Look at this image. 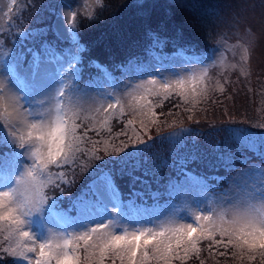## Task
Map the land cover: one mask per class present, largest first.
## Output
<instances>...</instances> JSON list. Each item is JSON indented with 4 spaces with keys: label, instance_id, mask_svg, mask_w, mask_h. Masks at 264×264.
Returning <instances> with one entry per match:
<instances>
[{
    "label": "snow or ice",
    "instance_id": "6c2138e0",
    "mask_svg": "<svg viewBox=\"0 0 264 264\" xmlns=\"http://www.w3.org/2000/svg\"><path fill=\"white\" fill-rule=\"evenodd\" d=\"M17 2L9 0L6 15L12 16ZM79 5L80 0H77L76 7ZM95 6L102 10L104 0H95ZM136 6L138 15H151L145 0H136ZM26 7L37 13L45 7L55 16L56 22L20 32L16 44L22 42V38L46 37L51 31L70 46L58 50L55 42L44 39L39 50L27 49L31 55L27 67L24 66L25 53L17 54L15 44L10 47L11 56L8 52L0 53V65L5 66L8 77L0 76V235L7 242V246L0 242V261L12 259L24 264H106L110 261L116 264L118 260L119 264H174V261L185 264L193 256L199 257L202 241H211L209 249L213 245L225 249L231 246L248 260L259 255L260 264H264V168L234 185V191L217 195L209 180L221 178L197 175L188 166L207 161L209 167H230L236 159L231 150L221 153L217 147L215 160H212L198 151L181 154L174 149L171 162L162 159L159 163L153 161L151 169L147 167L146 153L153 139L147 135L148 128L156 124L153 102L148 97H162L163 101H168L175 93L184 105L192 108L198 100L207 102L210 89L200 88L199 83L215 67V53L200 52L189 43L173 39L174 51L168 54L164 51L168 39L149 28L146 35L151 43L146 53L150 61L161 67L166 61L198 67H193L190 76L163 82L143 80L144 76L153 75L145 67L140 72L142 82L134 89L140 99L128 107L140 116L147 139L133 131L134 138L129 137L114 146V141L110 143L107 138L94 140L89 136L90 131L96 132L94 120L111 132L109 121L123 115L124 105L116 94L115 84H110L114 80L113 73L105 65L89 61V67L96 68L101 75L84 82L80 80L81 54L87 49L79 42L78 11L71 10L72 6L64 0L58 5H42L31 0ZM64 8L69 11L58 10ZM95 18L96 13L90 10L86 19ZM180 36L177 33V37ZM254 41V34H245L246 47L238 65L232 66L238 68L241 75L248 74L249 53L254 49ZM5 56H9L7 61L3 59ZM65 61L71 69L67 77ZM121 67L124 65H114V68ZM164 70L167 72L168 68ZM155 71L158 73L159 69ZM101 82L109 84L112 91L102 88ZM191 82L195 85L189 90ZM216 87L224 92L219 83ZM132 124L133 120H128L125 128ZM255 126L264 128V122ZM225 131L238 145L237 153L241 154L242 163L246 162L242 156L244 150L264 157V132H253L247 127H230ZM126 134L122 131L117 136ZM184 147L178 143L179 149ZM81 156L87 159L82 160ZM164 167L176 169L183 179L174 180L169 176L167 183L161 185L160 171ZM85 173L90 177L86 188L78 197H70L68 206L62 208L55 192L63 196L64 186H73L76 176ZM118 176L129 177L133 188L137 183L147 188L153 201H159L163 195L178 196L182 191L187 198L194 188L214 206L211 214L193 212L194 223L181 222L175 207H170L162 218L164 214L157 207H141L134 200L126 205L115 183ZM146 177L157 184L156 191H152ZM132 196L143 198V192L134 190ZM192 204L199 207L195 199ZM109 207L119 211L113 215ZM106 219L108 223H104ZM51 222L58 225L59 230L47 228L46 224ZM199 264L204 261L200 260Z\"/></svg>",
    "mask_w": 264,
    "mask_h": 264
},
{
    "label": "rangeland",
    "instance_id": "374dc122",
    "mask_svg": "<svg viewBox=\"0 0 264 264\" xmlns=\"http://www.w3.org/2000/svg\"><path fill=\"white\" fill-rule=\"evenodd\" d=\"M37 4L42 5H58L60 0H36ZM9 0H0V41H3V44L0 45V53L2 52H8L9 56L12 55V52L10 51L9 43L15 44V52L19 54L20 52L25 53V61L24 66L27 67V63L31 60V55H27L26 49L29 48V44L34 47L37 44H40L43 41V38H22V42L16 44V37L17 35L26 30V27H30L27 24L33 23L34 26L37 28L39 24H41L39 27H44L46 25H50L56 22L55 16H53L50 12L47 11L45 7H41L39 9V12L35 11H29L26 7V4L31 3V0H18L17 4L13 7V13L12 16L6 15L8 12V5ZM77 0H69V3H66L67 5H71V10L78 11L79 13V20H88L86 19V16L88 12L96 11L98 8L95 6V0H80V5L77 8L76 7ZM59 11L63 13H67L69 9H58ZM215 10H218V20L219 23L217 25L212 26L213 34L209 36L207 39L206 47L207 49H212L210 52L215 53L213 56V63L215 67L211 70L209 75L206 79H203L199 83L200 88H208L209 91V99L211 98V95H216L215 98H231L236 99L239 98L237 96L238 91H240L242 88L250 87L251 85L258 89L256 91L251 90L248 92L250 95L251 100L254 98H263L262 101H264V69L261 70L259 74L255 71L253 72L252 67H255L257 70V63L260 62L258 60L262 59V55L260 54V51L263 50V48H259L257 44L260 42V44H264V0H220L216 6ZM46 15V16H45ZM14 17V19H13ZM45 17V18H44ZM49 23V24H48ZM63 25H66V21L62 22ZM82 23H79V29H78V35H79V42L83 44L86 47V43H84L81 40V33L80 30ZM38 27V28H39ZM32 28V27H31ZM246 33H252L255 36L254 41V49L249 53V65L247 67L248 74L241 75L238 68H233V65H238V62L240 61V56L243 52V48L246 47V44L244 42V37ZM47 36L50 39H54L57 42L61 41L66 43L68 46L69 43L66 40H61L57 38L51 31L47 34ZM242 39L243 42L240 40ZM26 48V49H25ZM88 49V48H86ZM9 56H5L3 59L7 61L9 59ZM102 57V55H101ZM99 60H106L104 57L97 58ZM65 76H68V72L71 71L67 67V61H65ZM106 66V65H105ZM147 67L151 72H153V75L144 76L143 80H151L156 79L158 81H166L169 79H176L179 76H190L192 74L193 67L198 66H188L185 65L182 62H174V63H167L164 65V67H161L159 64H156L155 62H144V61H135L131 67L128 68V71L126 74H123V71H120V73H117V80L121 81L120 83H116V81L112 84H115L116 88V94L119 95L122 98V104L124 105V112L123 115H121L119 118H113L109 121V127L111 129H114L115 136L113 138L114 140V146H119L121 141H127L129 137H133V128L131 125H129L127 128H125V125H127L126 119L129 120V117L132 116L136 123L139 125V128H141V118L138 114H134L132 108L128 107V105H132L135 103L136 100H139L140 97L136 94L134 91L135 85L142 82L140 78V72L143 71V69ZM165 68H168V71L165 72ZM3 69H6L4 65H0V76H5V78H8L6 76V72L3 71ZM84 67L82 66V70ZM159 69V72L157 73L155 70ZM135 74V75H133ZM122 76V77H121ZM88 79L91 78H81V82L88 81ZM220 84L224 87V92L221 93L217 89V84ZM101 87L106 89L107 91H112L111 87H106L103 82H101ZM195 82H191L188 84L189 90H192L194 88ZM132 95H129V94ZM246 98V97H244ZM178 99V100H177ZM149 101L153 102V111L157 114L160 112V108L163 107L164 104H171L174 101L182 102L181 99L173 93L171 98L168 101H163L162 97H148ZM200 102L204 100H198ZM250 101V100H249ZM261 101V105L264 108V103ZM229 107L233 106V102H227ZM255 103H252L251 106H254ZM241 105V104H240ZM233 106L231 108V112L234 114H238L239 110H241V117H245L244 113H247V110H245L244 106ZM182 106V105H181ZM186 106V105H184ZM186 109V108H185ZM234 109H237L234 110ZM257 111H250V113L253 114ZM95 116V114H92ZM200 114H196L194 116H199ZM156 121L160 119H166V116L155 118ZM189 119H186L187 121ZM240 124L243 123L245 119H239ZM183 121V122H185ZM177 123H179L177 121ZM93 124L95 125V129L98 132H101L100 135L94 134L93 131L89 132V136L92 137V139H103L107 138L110 141V138L105 134V131H107V128H102L100 123H97L95 120L93 121ZM133 125V124H132ZM87 127H91V125H86ZM171 126V124L169 125ZM142 129V128H141ZM177 131H179L177 134H175L172 137H169L167 140H165L163 143V146L170 147V153L172 154L173 150L176 149L175 145L178 143L184 144L187 148L186 152H190V147L194 146L196 148V144H192L191 138H189L188 145L185 143H182L179 139H181L182 134H185L186 132H196V129L193 130L192 128L187 127H181L177 128ZM199 130V129H198ZM197 130V131H198ZM122 131H125L126 135H119L117 136V133H120ZM143 131V129H142ZM81 130L78 129V134H80ZM144 132V131H143ZM196 137H201L202 141L201 145L205 146L209 143H212L209 141L212 139V141H216L214 152L210 150H205L206 147H204L203 150H196L202 154L205 155L207 159L215 160V150L218 147L219 151L221 153H226L229 151L230 148H238V145L234 142L231 143L228 148L226 149L225 145L222 146L223 142L221 137V130L219 128L213 129V135L211 137L209 136H203V135H194ZM134 138V137H133ZM200 138V139H201ZM229 140V136L227 137ZM182 140V139H181ZM232 141V140H230ZM195 142V140H194ZM112 143V141H110ZM196 143V142H195ZM175 144V145H174ZM90 146V145H89ZM102 148L103 145H100ZM178 150V149H177ZM179 153H184L183 151L178 150ZM102 154V152L100 153ZM250 152L247 151L246 153L242 154V156L245 158L244 163L240 160V155H234L236 157L234 164L232 167L234 169L225 168L227 174L231 177L230 183L228 186H231V188L228 187V190H225L223 186V181H221L220 189L218 190L219 193H216L217 195H223L224 193L234 191L233 186L239 185L241 181H244L250 177L253 176L254 171L261 170L264 168V160L253 163L250 161ZM171 159H174V157H170ZM82 160H86V156H81ZM162 158H157L155 160L156 163H159ZM169 160V158H168ZM99 163V162H97ZM196 164H199L204 167H208L207 161L204 163L201 162H194ZM117 178V177H116ZM90 180V177L87 175V173L83 175H77L76 176V182L73 186H67L65 185V191L63 193V196H61L59 191L55 192L56 197L63 198L66 195L68 197L72 196V193L77 191V189L80 187L83 183L88 184ZM197 200L199 207H194L192 204L193 200ZM178 204V205H177ZM68 205H64V207H67ZM213 203L210 199H206L198 194V196L194 195L192 192H188L187 198H185V193L182 191L179 194V198L176 201V206L174 205V202L167 206L165 209H163L161 212L164 214L162 218H165L167 215V210L170 207H175L177 210L178 215L181 217V222H187V223H194V221L191 219V215L193 212H197V214H211V209L213 207ZM209 209L208 212H204L203 209ZM109 212H111L113 215L117 213L115 208L109 207ZM104 223H108V220H104ZM47 228L50 229H56L59 230V226L56 225L54 222L47 223ZM71 231V229H69ZM216 239H220L219 236H216ZM0 242L3 241V235H0ZM5 246H7V242H4ZM211 244V241H202L199 245L201 248L200 255L198 257L197 264H199L200 260L204 261V264H260L261 257L259 255H256L255 259L248 260L247 256H242L236 249L229 246V248L225 249L220 246L213 245L211 249H209V245ZM225 253V255H219V253ZM234 253H236L234 255ZM221 257V261L218 262V258ZM189 261L191 260L188 259ZM185 262H189V261ZM5 261L7 264H24V262L21 261H13L12 259L0 261V264H5ZM155 264V262H152ZM106 264H111L110 261L106 262ZM116 264H119V261L117 260ZM174 264H180L179 261H174ZM189 264V263H186Z\"/></svg>",
    "mask_w": 264,
    "mask_h": 264
},
{
    "label": "trees",
    "instance_id": "16d2710c",
    "mask_svg": "<svg viewBox=\"0 0 264 264\" xmlns=\"http://www.w3.org/2000/svg\"><path fill=\"white\" fill-rule=\"evenodd\" d=\"M219 1L220 0H145L146 6H148L151 10V15L144 17L137 14L139 9L136 6V0H104L105 6L102 10L99 7L96 9V18L94 20L89 21L82 19L80 21L82 23L80 38L84 43H86V48H88L81 54V65L87 69V75L90 76V78H96L98 74L94 69L89 67V61H97L102 65L108 66L117 80V73H120L122 69L124 72L126 68H129V65H133V63L129 64L130 61L135 62L139 60L144 62H154L150 61L146 53V49L151 43V40L146 35L149 28L157 31L161 38L168 39L169 43H167L164 48V51L168 54H171L174 51L171 43L173 39H180L181 43H189L198 51L207 52L209 48L207 49L206 47L208 46L204 44H206L209 36L213 34L212 26L219 23L218 16L216 15L218 14V10H215V6ZM64 2L69 3V0H64ZM27 25L30 27H26L25 29L36 28V25L34 26L33 23H28ZM40 25L41 24H39V26ZM161 25H163V27H161ZM177 33L181 34V36L177 37ZM38 38H43V40L47 39L49 42H55V46L58 50L69 47L66 43L61 41L57 42L54 39H50L48 36ZM240 41L243 42L242 39ZM40 44H37L34 47L29 44V48L39 50ZM11 45L12 44L10 42L9 47ZM257 46L258 49L261 47L263 48V50H258L262 55V59L258 60L260 62L256 64L257 70L255 67H252V69L253 72L255 71L259 74L260 72L262 73L261 70L264 69V44L261 45L259 42ZM26 53H28L27 49ZM27 55L30 56L29 53ZM101 55L106 60L97 59L98 57L102 58ZM117 64H122L124 67L114 68V65ZM256 89H258L257 86ZM256 89L252 85L250 87L248 86L246 88H242L237 93L239 98L236 99L215 98L216 95H211V98L208 99L207 102L198 101L194 108L190 105L184 106L183 102L178 101H174L171 104H164L163 107L159 109L160 112L156 114L155 118L163 117L165 115L166 119H160L156 121V124L151 125L148 128L147 135L151 136L153 139L150 142V151L146 153L148 157L147 167L151 169L153 167V161L157 158L166 160L169 158L170 162L173 160L170 158L173 157L170 153V147H168V145L163 146V142L169 137L177 134L179 132L176 130L177 128L187 127L192 128L193 130L196 129V132L185 131V134H182V140L179 139L182 143L188 145L189 138H191L192 144H196V148L191 146L190 151L203 150L204 147H206L205 150L214 152L215 145L217 144L216 141H212V139H210L209 141L212 143L202 146V138L194 136L207 135L211 137L213 135L214 128H219L221 130L220 139L224 141L222 146L225 145L226 149L231 143H234L233 141H230L231 139L229 140L227 138L228 134L225 131L227 128L247 127L253 132H264V128H258L255 126L264 122V108L258 105H261L263 98H254L251 100L250 95L248 94L249 91H256ZM208 97H210L209 94ZM227 102H233V106H238L240 104V106H244L245 110H247V113H244L245 117H241V110H239L238 114L232 113L231 108L233 106L229 107ZM262 102L264 103V101ZM252 103H255L254 106H251ZM185 108H191V110L185 111ZM234 110L237 111V109ZM251 110H256L257 112H253L252 114L250 113ZM195 113H199L200 115L194 116ZM189 116H192L193 119L185 121ZM240 118L245 119L241 124L239 120ZM129 120H133V125H131L133 130L138 132L141 138L146 140L147 136H145L142 129L139 128L136 120L132 116L129 117ZM127 121L128 120L126 119V122ZM173 121H175V123H173ZM177 121L179 123H177ZM230 121H235V123H230ZM170 124L171 126H169ZM97 132L98 131L94 132V134ZM105 134L110 138V141H114V129H112L111 132L108 130L105 131ZM175 148L183 152H186L187 150V148L179 149L177 144L175 145ZM229 150H231L233 155H241L237 153V148H230ZM246 152L247 150H244L242 154ZM249 157L250 161L253 163H258L264 160V157L254 154L253 152H250ZM188 168L197 175L205 177H220L221 179L218 180H209V183L215 189V193H219L218 190L220 189L221 181H223L225 190H228V187L231 188V186H228L231 177L227 174L225 169L227 167L225 166L213 168L191 163ZM228 168L234 169L232 166ZM160 175L163 176V179L160 181L161 185L167 183L169 176H171L174 180L183 179L182 176L178 175L177 170L172 167L162 168ZM145 179L149 181L152 191H156L157 184L152 180V178L146 177ZM115 183L120 190L121 199L126 205L130 200H134L135 204L138 206L146 208L157 207L158 210H161L165 208L166 205H171L173 202L175 204L179 198V195L172 197L163 195L159 198V201H153V199L149 196L147 188L142 187L139 183H137L133 188L129 177L127 176H118L115 178ZM86 186L87 184L83 183L81 188L79 187L77 191L72 193L71 197H78ZM134 190L143 192V198L133 197L132 193ZM160 190L164 191L163 188ZM190 192L198 196L196 189L193 188ZM69 198L70 197H68V195L60 198L59 202L62 208H66L64 205H68ZM125 211H127V208H125ZM221 260V257L218 258V262ZM197 261L198 258L193 256L191 260L189 262H185V264H197ZM5 264H7L6 261Z\"/></svg>",
    "mask_w": 264,
    "mask_h": 264
}]
</instances>
